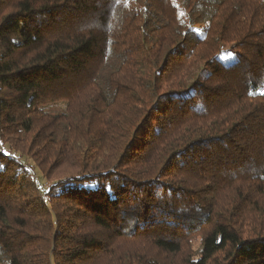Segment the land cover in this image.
Here are the masks:
<instances>
[{"label": "trees", "instance_id": "1", "mask_svg": "<svg viewBox=\"0 0 264 264\" xmlns=\"http://www.w3.org/2000/svg\"><path fill=\"white\" fill-rule=\"evenodd\" d=\"M0 264H264V0H0Z\"/></svg>", "mask_w": 264, "mask_h": 264}, {"label": "rangeland", "instance_id": "2", "mask_svg": "<svg viewBox=\"0 0 264 264\" xmlns=\"http://www.w3.org/2000/svg\"><path fill=\"white\" fill-rule=\"evenodd\" d=\"M29 166H31V168L34 171V175L36 176V181L39 183V185L41 187H45V180L42 178L40 171L33 165V163L31 161H27Z\"/></svg>", "mask_w": 264, "mask_h": 264}]
</instances>
